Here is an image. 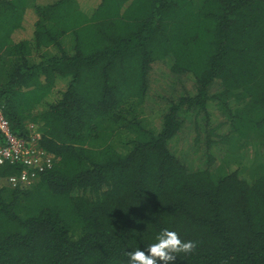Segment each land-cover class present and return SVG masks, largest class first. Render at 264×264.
Here are the masks:
<instances>
[{
	"label": "trees",
	"instance_id": "trees-1",
	"mask_svg": "<svg viewBox=\"0 0 264 264\" xmlns=\"http://www.w3.org/2000/svg\"><path fill=\"white\" fill-rule=\"evenodd\" d=\"M0 108L54 156L0 186V264H130L163 229L198 242L174 264H264V0H0Z\"/></svg>",
	"mask_w": 264,
	"mask_h": 264
},
{
	"label": "built area",
	"instance_id": "built-area-1",
	"mask_svg": "<svg viewBox=\"0 0 264 264\" xmlns=\"http://www.w3.org/2000/svg\"><path fill=\"white\" fill-rule=\"evenodd\" d=\"M29 135L18 136L12 129L9 120L0 108V168L5 164H18L20 170L6 176L0 174V186L31 185L47 167L52 166L54 156L40 144V133L37 125H31Z\"/></svg>",
	"mask_w": 264,
	"mask_h": 264
},
{
	"label": "clouds",
	"instance_id": "clouds-1",
	"mask_svg": "<svg viewBox=\"0 0 264 264\" xmlns=\"http://www.w3.org/2000/svg\"><path fill=\"white\" fill-rule=\"evenodd\" d=\"M197 246V241L182 240L177 231L163 229L155 243L149 244L144 250L138 248L130 251L127 255L130 264H174L177 255L192 253Z\"/></svg>",
	"mask_w": 264,
	"mask_h": 264
},
{
	"label": "rangeland",
	"instance_id": "rangeland-1",
	"mask_svg": "<svg viewBox=\"0 0 264 264\" xmlns=\"http://www.w3.org/2000/svg\"><path fill=\"white\" fill-rule=\"evenodd\" d=\"M86 4H83L82 7H84V9L86 11L91 12L93 10V8H91L90 4H88L89 6L86 5ZM153 74H154L155 77L158 78L157 71L154 70ZM66 81H67V79H64V78H59L58 79L57 85L54 88V91L48 97L49 98L48 102H52V101L56 100V98H57V96L59 94L58 91H61L65 87L64 84H65ZM168 81H169V78H166L165 81L157 80V81H155L154 83L151 84V91H149V96L150 97L147 99L146 107L144 109L145 117H148V119L151 122H154L157 125H160V123H161V114L163 112V111L160 110V106H162L165 103L164 99L166 98V95H169L168 94V90H167V85H166V83ZM47 103L46 104L44 103V104L40 105L39 109H43L47 105ZM216 112H218L217 109L213 108L212 115H211V117L213 118L212 121H219L220 120V119L218 120V115H217V117H215ZM214 125H216V123H214ZM173 145H174L175 148L180 149L179 138H178V140H175ZM225 150H227V149L224 146H221V147H218V148H215V147L213 148V152L219 154V156H223V153L225 152ZM249 153H253V150H250ZM238 166H239V164H233L231 166V169H236Z\"/></svg>",
	"mask_w": 264,
	"mask_h": 264
}]
</instances>
